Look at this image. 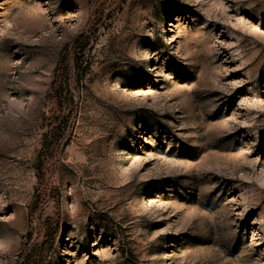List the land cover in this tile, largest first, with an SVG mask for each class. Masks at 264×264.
Returning <instances> with one entry per match:
<instances>
[{
  "label": "rangeland",
  "instance_id": "1",
  "mask_svg": "<svg viewBox=\"0 0 264 264\" xmlns=\"http://www.w3.org/2000/svg\"><path fill=\"white\" fill-rule=\"evenodd\" d=\"M41 233L40 264H264V0H0V264Z\"/></svg>",
  "mask_w": 264,
  "mask_h": 264
},
{
  "label": "trees",
  "instance_id": "2",
  "mask_svg": "<svg viewBox=\"0 0 264 264\" xmlns=\"http://www.w3.org/2000/svg\"><path fill=\"white\" fill-rule=\"evenodd\" d=\"M76 48H78V46H75L74 53H76ZM64 62H61L62 64H60L58 68L59 72H57L53 82V93L51 96L52 110L47 124L48 131L45 137L44 145L45 149H47L50 153L61 150L63 147L61 137L64 135L67 125V122H64V119L67 120V118L64 116L63 110L64 107L66 108L67 106L72 105L74 101V96L71 93L67 82V75L76 73V61L73 60L71 66ZM52 164L53 163L50 162L49 167ZM38 183L42 187L35 191L32 201L28 207V217L30 222H34L41 218L42 207L45 205L46 201L55 202V196H51L47 192V189L51 188V177L46 174H41L38 176ZM55 227H57L56 217L53 219L47 218L41 223V231H53ZM42 237V233L36 236L34 241H32V244L19 254L16 264H40L44 245Z\"/></svg>",
  "mask_w": 264,
  "mask_h": 264
}]
</instances>
